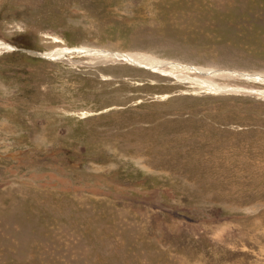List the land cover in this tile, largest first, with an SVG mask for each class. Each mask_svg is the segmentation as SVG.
Instances as JSON below:
<instances>
[{
	"label": "rangeland",
	"instance_id": "rangeland-1",
	"mask_svg": "<svg viewBox=\"0 0 264 264\" xmlns=\"http://www.w3.org/2000/svg\"><path fill=\"white\" fill-rule=\"evenodd\" d=\"M0 43V264H264V0H0Z\"/></svg>",
	"mask_w": 264,
	"mask_h": 264
},
{
	"label": "bare ground",
	"instance_id": "bare-ground-1",
	"mask_svg": "<svg viewBox=\"0 0 264 264\" xmlns=\"http://www.w3.org/2000/svg\"><path fill=\"white\" fill-rule=\"evenodd\" d=\"M3 48V49H10L9 46L3 44V43H0V48ZM72 52H75V50H69V49H58L54 52H52L51 54H46V57L48 58H52L53 59H57V58H61L62 56L66 55V54H71ZM76 52L78 53H82V54H88V55H93V56H99V57H102V58H114V59H123L127 62H130V63H135L136 65H139V66H145V67H148L149 69H152V70H157V69H160V67L163 65L162 61H159V60H156V59H153V58H150V57H138L137 55H131V54H127V55H124V54H112V53H107V52H95V51H89V50H83V51H80V50H77ZM33 55H36V56H41L40 54L36 53V52H31ZM42 57V56H41ZM206 73V72H205ZM250 77H253L255 78L254 76H250ZM262 79L260 80H263L264 78L261 77ZM257 79V78H256ZM202 86L204 87H207V89H211V90H214V91H218V92H238V91H243V89H235V88H230V87H222V86H218L214 83H211V82H208V81H202L200 83ZM259 94L263 95L264 96V92H260Z\"/></svg>",
	"mask_w": 264,
	"mask_h": 264
}]
</instances>
